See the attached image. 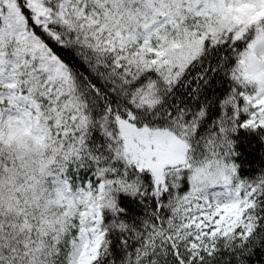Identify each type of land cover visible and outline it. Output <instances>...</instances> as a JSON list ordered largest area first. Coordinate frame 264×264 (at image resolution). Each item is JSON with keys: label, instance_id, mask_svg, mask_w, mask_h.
<instances>
[{"label": "snow or ice", "instance_id": "snow-or-ice-1", "mask_svg": "<svg viewBox=\"0 0 264 264\" xmlns=\"http://www.w3.org/2000/svg\"><path fill=\"white\" fill-rule=\"evenodd\" d=\"M9 171L0 264H264V0H0Z\"/></svg>", "mask_w": 264, "mask_h": 264}, {"label": "clouds", "instance_id": "clouds-1", "mask_svg": "<svg viewBox=\"0 0 264 264\" xmlns=\"http://www.w3.org/2000/svg\"><path fill=\"white\" fill-rule=\"evenodd\" d=\"M7 135V130H5ZM44 151L41 141H37L31 130L17 133L11 140H6L3 147L5 156H19L21 158L39 159V153ZM19 184V179L12 171L0 174V205L7 209L14 203V197L19 194L14 188Z\"/></svg>", "mask_w": 264, "mask_h": 264}]
</instances>
